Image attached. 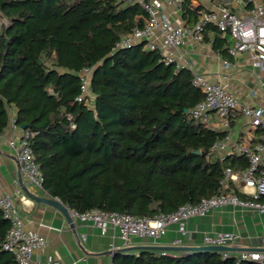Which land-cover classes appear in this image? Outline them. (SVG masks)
<instances>
[{"label": "trees", "instance_id": "obj_1", "mask_svg": "<svg viewBox=\"0 0 264 264\" xmlns=\"http://www.w3.org/2000/svg\"><path fill=\"white\" fill-rule=\"evenodd\" d=\"M201 10L184 0L189 22ZM0 18V135L14 114L50 197L78 213L99 208L149 217L223 190L264 202L232 180L223 184L227 167L240 173L249 161L237 154L220 160L213 152L227 131L193 117L204 93L191 71L165 63L145 41L118 46L149 19L141 3L0 0ZM209 30L226 55V39L213 26L205 35ZM88 67L91 95L78 100ZM9 228L0 209V264H17L2 249ZM112 264L256 263L215 251L143 249L115 254Z\"/></svg>", "mask_w": 264, "mask_h": 264}, {"label": "built area", "instance_id": "obj_2", "mask_svg": "<svg viewBox=\"0 0 264 264\" xmlns=\"http://www.w3.org/2000/svg\"><path fill=\"white\" fill-rule=\"evenodd\" d=\"M139 2L149 13V19L142 28H135L124 35L118 43L119 47L131 46L146 42V47L159 50L161 60L165 63H175L178 68H188L192 73V83L201 89L204 98L192 109L193 117L202 120L206 126L229 128L231 121L242 113L254 127L264 128V107L250 106L242 103L232 90L223 84L212 82L208 75L196 72L190 59L182 49L186 39L197 43L205 40L208 26L215 27L220 33L227 34L231 43L227 51L232 56L246 54L255 67L264 72V0H225V3L211 9H202L193 25L182 22L174 23L166 6L171 8L172 14L182 10L184 0H127ZM252 8L242 11L248 4ZM234 6H238L234 8ZM241 7V8H240ZM229 65L227 60H224ZM82 94L78 100H83L90 92L92 68H84L81 73ZM12 114L10 125L13 135L8 139L9 146L14 150L20 163L21 170L27 181L37 188L42 187V173L35 161L34 154L28 143V133L16 135L19 130ZM219 118L214 123L213 118ZM220 160L227 157L230 151L239 156H245L249 165L240 173L231 167L225 169L223 184L232 180L243 193L254 198L264 197V132L255 143L236 144L230 135L218 140L212 147ZM57 199V198H56ZM59 200V199H58ZM221 206H238L264 213V202L241 198L236 193L221 191L211 197H204L198 203H187L179 206L175 211L154 217L136 216L128 212L106 211L95 208L83 213L69 209L72 217L90 222L102 234L110 229L116 230L117 238L123 247L131 245L134 236L159 239L166 234L171 224H177L179 232L186 233V221L193 216H203ZM0 209L4 218L10 223V228L2 243L4 251L11 252L17 264H32L36 252L44 250L48 240L36 228L26 225L25 218L19 211L12 193L5 191L0 184ZM264 248V236L260 239ZM204 245H226L238 247L239 239L233 232H217L206 234ZM175 245H182L178 238ZM167 251L162 250V253ZM223 257H235L237 261H252L264 264V250L260 248L241 251H221ZM38 264H64L59 258L40 261ZM76 264V263H74Z\"/></svg>", "mask_w": 264, "mask_h": 264}, {"label": "crops", "instance_id": "obj_3", "mask_svg": "<svg viewBox=\"0 0 264 264\" xmlns=\"http://www.w3.org/2000/svg\"><path fill=\"white\" fill-rule=\"evenodd\" d=\"M191 2L193 6L211 9L225 3V0H191ZM252 6L250 3L242 8V11L247 12ZM166 12L170 14L174 23L193 25L196 21L189 22L183 17L182 10L172 14L169 6H166ZM210 27L208 26L207 29ZM215 35L214 31H207L203 43L186 39L182 49L190 59L193 69L208 75L212 82L228 86L242 103L264 107V72L255 67L246 54L232 56L227 51L226 55H223L213 45ZM219 35L226 39L224 48H227L232 41L231 38L220 32ZM224 60H227L229 65H226ZM213 122L219 123V118L214 116ZM217 129L227 131L237 145L255 143L264 132L262 126H252L242 113L231 121L229 128L218 126ZM13 133L9 126L0 135V184L5 191L13 194L26 225L36 228L48 240L44 250L34 254L32 264L54 257L59 258L64 264H112L115 254L125 253L121 252L125 247L117 238L116 230L110 229L107 234H102L92 223L72 216L69 222L58 208L37 201L29 195L30 192L39 197H50L43 189L27 181L14 150L8 144V139ZM21 133L20 130L15 132L18 136ZM234 151H230L227 156L235 154ZM23 185L27 186L28 192ZM186 230V233L182 234L177 224H171L161 238L134 236L129 247L171 246L175 245L174 242L178 238L182 239V245L201 246L204 245L203 239L206 234L233 232L239 239L237 248H263L260 239L264 236V213L238 206H221L206 215L189 218L186 221ZM138 251L140 250L128 252Z\"/></svg>", "mask_w": 264, "mask_h": 264}, {"label": "water", "instance_id": "obj_4", "mask_svg": "<svg viewBox=\"0 0 264 264\" xmlns=\"http://www.w3.org/2000/svg\"><path fill=\"white\" fill-rule=\"evenodd\" d=\"M24 129V126L22 127ZM23 188L28 192L27 186L23 185ZM29 195L40 202L48 203L56 208H58L61 212L64 213L67 220L71 222L72 218L69 212V208L64 205L61 201H59L56 198H43L36 196L29 192ZM165 250V251H215V252H221V251H240V250H251V249H257V248H236L233 246H226V245H201V246H188V245H171V246H165V245H143V246H135V247H125L121 249V252H128L131 250ZM261 250H264V248H260Z\"/></svg>", "mask_w": 264, "mask_h": 264}, {"label": "rangeland", "instance_id": "obj_5", "mask_svg": "<svg viewBox=\"0 0 264 264\" xmlns=\"http://www.w3.org/2000/svg\"><path fill=\"white\" fill-rule=\"evenodd\" d=\"M4 22V20H2L1 18H0V27H1V24Z\"/></svg>", "mask_w": 264, "mask_h": 264}]
</instances>
